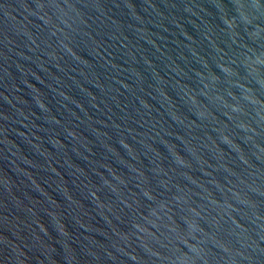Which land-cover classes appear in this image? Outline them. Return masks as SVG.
<instances>
[{
    "label": "water",
    "instance_id": "95a60500",
    "mask_svg": "<svg viewBox=\"0 0 264 264\" xmlns=\"http://www.w3.org/2000/svg\"><path fill=\"white\" fill-rule=\"evenodd\" d=\"M0 264H264V0H0Z\"/></svg>",
    "mask_w": 264,
    "mask_h": 264
}]
</instances>
